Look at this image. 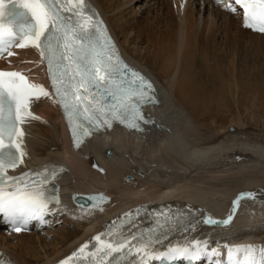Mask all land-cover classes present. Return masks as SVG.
Segmentation results:
<instances>
[{"label": "bare ground", "instance_id": "obj_1", "mask_svg": "<svg viewBox=\"0 0 264 264\" xmlns=\"http://www.w3.org/2000/svg\"><path fill=\"white\" fill-rule=\"evenodd\" d=\"M103 13L121 51L153 78L160 94L147 107L151 125L143 133L113 131L104 140L71 149L56 104L37 99L22 126L27 167L63 165L68 190L104 192L109 202L55 208L44 234H9L0 229V257L16 264H59L98 233L124 227L140 231L158 213L185 212L184 223L160 240H207L221 251L235 245L264 247V86L253 83L261 63L244 56L264 51V34L242 24L240 14L212 0H92ZM252 56V57H254ZM255 58V57H254ZM38 83L45 69L37 50L19 49L3 61ZM244 68V69H243ZM242 198L233 210L232 202ZM138 210V215L136 214ZM228 224H205V215ZM135 226V227H134Z\"/></svg>", "mask_w": 264, "mask_h": 264}, {"label": "snow or ice", "instance_id": "obj_2", "mask_svg": "<svg viewBox=\"0 0 264 264\" xmlns=\"http://www.w3.org/2000/svg\"><path fill=\"white\" fill-rule=\"evenodd\" d=\"M224 8L241 10L244 25L264 33V0H230ZM11 46L37 49L41 62H47L52 85L49 92L22 71L0 69V214L19 232L31 219L43 222L45 214L60 204L47 187L56 169L49 172L45 166L39 172L8 174V169L23 163L22 141L18 139L24 135L21 125L28 118L38 119L31 111L34 99L55 97L68 120L74 147L92 130L110 129L114 122L142 130L145 117L141 105L158 100L151 82L124 62L103 21L86 0H0V51ZM245 197L254 198L255 193H239L232 202L233 210ZM91 199L103 202L107 197L99 193ZM127 219L132 222V213ZM231 219V214L222 221L202 217L205 224H228ZM154 221L149 228L126 233L123 227L117 230L113 226L81 244L59 264H74V258L75 264H127L129 257L131 264H148L155 256L210 257L217 251L207 240L185 239L158 252L155 245L166 232L183 224L184 216L162 212ZM256 254L251 244L230 246L229 264H264V247L259 249V262Z\"/></svg>", "mask_w": 264, "mask_h": 264}, {"label": "rangeland", "instance_id": "obj_3", "mask_svg": "<svg viewBox=\"0 0 264 264\" xmlns=\"http://www.w3.org/2000/svg\"><path fill=\"white\" fill-rule=\"evenodd\" d=\"M252 56H254V55H252V54L247 55V53H246L243 61L246 62V64H248V65H251L253 62H258V63H261L262 67L264 68V51L260 55L254 56L255 58ZM250 79L253 83H256L257 85L259 84L261 86L262 85L264 86V70L261 73H258L256 75H252L250 77Z\"/></svg>", "mask_w": 264, "mask_h": 264}, {"label": "water", "instance_id": "obj_4", "mask_svg": "<svg viewBox=\"0 0 264 264\" xmlns=\"http://www.w3.org/2000/svg\"><path fill=\"white\" fill-rule=\"evenodd\" d=\"M106 197H107V199H106V202H107V201H109V200H110V197H109V196H107V195H106Z\"/></svg>", "mask_w": 264, "mask_h": 264}]
</instances>
